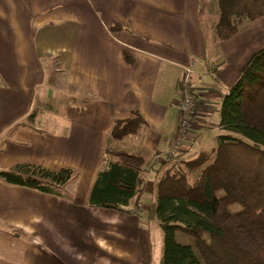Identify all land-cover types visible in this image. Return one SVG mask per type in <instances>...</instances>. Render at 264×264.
Instances as JSON below:
<instances>
[{
  "label": "crops",
  "instance_id": "obj_1",
  "mask_svg": "<svg viewBox=\"0 0 264 264\" xmlns=\"http://www.w3.org/2000/svg\"><path fill=\"white\" fill-rule=\"evenodd\" d=\"M199 8V0H0V169L29 163L77 173L61 196L0 180V264H151L154 173L123 211L91 207L89 195L114 122L132 111L144 124L118 144L157 153L154 167L164 161L178 82L193 61L196 112L178 152L217 146L222 97L264 46V18L216 38L209 52ZM114 23L123 29L111 31ZM59 80L68 99L49 130L35 106Z\"/></svg>",
  "mask_w": 264,
  "mask_h": 264
},
{
  "label": "trees",
  "instance_id": "obj_2",
  "mask_svg": "<svg viewBox=\"0 0 264 264\" xmlns=\"http://www.w3.org/2000/svg\"><path fill=\"white\" fill-rule=\"evenodd\" d=\"M219 41L238 33L246 20L264 17V0H215ZM117 23L111 31L121 30ZM32 114L27 120L32 118ZM144 121L132 111L116 120L89 205L123 211L154 173V213L163 235L160 264H264V46L251 53L222 97L217 146L193 155L158 156L146 148L118 144ZM77 173L18 163L0 169V180L55 196ZM182 231L192 244L177 241Z\"/></svg>",
  "mask_w": 264,
  "mask_h": 264
},
{
  "label": "rangeland",
  "instance_id": "obj_3",
  "mask_svg": "<svg viewBox=\"0 0 264 264\" xmlns=\"http://www.w3.org/2000/svg\"><path fill=\"white\" fill-rule=\"evenodd\" d=\"M199 5H200L199 20L203 31L206 49L207 51L210 52L215 49L214 41L216 40V35L214 33V24L218 18V6L215 0H199ZM254 20L255 19L251 21ZM251 21L250 20L244 21L245 23L242 29L238 33L243 32ZM260 45L262 46L264 45V43ZM46 74H47V83L49 85L51 84L52 82L51 80L53 79V71L51 67H49ZM59 81H60L59 83L57 84L55 83L52 85L50 95L42 99L41 104L44 105L42 106V108L39 107V104L36 101L37 106H35L36 107L35 111L37 110L36 114L38 115V120L41 121L42 119H45L46 122L44 123L45 124L44 126L49 130L54 129L53 121H56L58 119L56 113L58 112V110L61 109V106L65 104V100L68 99V98L66 99L62 95L63 91L67 90L66 89L67 87L66 86H65L66 88L64 87L63 80H59ZM41 93H43V89L39 91V94L36 96V100L40 99L42 95ZM218 132L219 131L217 130V133ZM203 141L205 142L206 145H209L211 141V136L209 135V133L208 135H206ZM149 228L151 230L152 244H153L151 264H160V258L162 256V251H163L162 231L160 229L158 222L154 223L152 221L149 224ZM175 235L178 242L182 244H192V239L186 234H184L182 231L176 230ZM11 251H18V248L13 247L11 248Z\"/></svg>",
  "mask_w": 264,
  "mask_h": 264
},
{
  "label": "built area",
  "instance_id": "obj_4",
  "mask_svg": "<svg viewBox=\"0 0 264 264\" xmlns=\"http://www.w3.org/2000/svg\"><path fill=\"white\" fill-rule=\"evenodd\" d=\"M195 62L183 69L182 75L178 82L180 100L178 105L177 130L176 136L171 144L170 153H178L183 145L185 135L191 125L192 118L195 116L196 104L193 99L192 75L195 72ZM214 65L210 64V68Z\"/></svg>",
  "mask_w": 264,
  "mask_h": 264
}]
</instances>
